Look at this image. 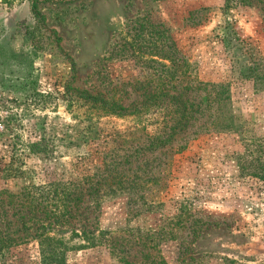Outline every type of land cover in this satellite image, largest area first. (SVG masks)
<instances>
[{"label": "rangeland", "instance_id": "1", "mask_svg": "<svg viewBox=\"0 0 264 264\" xmlns=\"http://www.w3.org/2000/svg\"><path fill=\"white\" fill-rule=\"evenodd\" d=\"M139 17L169 28L199 80L226 85L237 130L180 135L161 153L140 155L148 172L139 187L99 203L84 195L83 224L53 222L48 210L68 182L155 131L157 111L146 120L85 116L64 92L98 83V63ZM227 23L237 33L230 43ZM249 55L264 71V0H0V241H8L0 264H55L42 258L40 232L67 248L62 264H121L97 237L119 229L152 237L166 264H264V179L251 174L258 153L245 145L264 137V78L241 74ZM133 62L113 58L109 70L139 76L144 67ZM127 248L141 264L144 251Z\"/></svg>", "mask_w": 264, "mask_h": 264}, {"label": "trees", "instance_id": "2", "mask_svg": "<svg viewBox=\"0 0 264 264\" xmlns=\"http://www.w3.org/2000/svg\"><path fill=\"white\" fill-rule=\"evenodd\" d=\"M35 14L39 15L38 12ZM236 36L235 30L227 23L223 39L230 43ZM131 57L134 58V64L144 67L140 75L113 76L109 70L110 61L114 58L124 62ZM248 59V64L241 74L252 78L257 84L264 78V71L260 70L257 59L250 55ZM93 75L98 83L90 84L89 88L67 87L64 91L65 96L69 94V98H75L81 105L86 106L89 112L85 113V116L131 115L146 120L147 114L157 111L160 119L156 120L155 131L151 134L145 133L142 141H136L134 144L131 142L130 145L119 148L121 153L105 154L101 165L92 175L68 182L63 191L60 208L48 210L53 222L68 224L74 221L83 224L85 220L78 212V204L84 195L99 203L103 196L121 194L125 190L130 192L139 187L140 181L148 172H140V166L136 164L142 154L158 150L161 153L164 147L171 146L176 137L187 132L189 133L185 139L209 132L237 130L230 114V96L226 85L199 80L183 50L163 23H151L147 17L129 20L123 40L113 45L109 54L98 63ZM143 129L144 124L137 126L135 131ZM253 144L256 147L254 151L258 153L255 161H259V164L252 167L251 174L264 179V137H257L246 143L247 153L249 145ZM182 147L184 145L179 148ZM241 159L246 162V157L242 156ZM132 164L136 165L135 169ZM181 215V212L176 215L178 221L183 219ZM85 230L83 227L81 236L89 241L95 237L91 231L88 233L92 236H88ZM125 232V229L114 232L104 230L99 231L97 237L104 239L111 255L121 264H132V261L128 260L127 246L139 247L144 251L141 264H166L162 255L157 254V244L151 247L152 237L139 234L132 238ZM37 235L46 241L40 250L43 260L62 264L67 248L53 245L52 242L57 240L48 232H40ZM7 243L6 240L0 241V247ZM153 251L156 253L153 254Z\"/></svg>", "mask_w": 264, "mask_h": 264}]
</instances>
